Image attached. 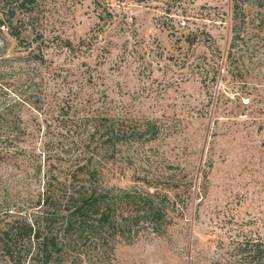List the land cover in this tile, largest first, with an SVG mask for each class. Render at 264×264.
<instances>
[{
    "label": "rangeland",
    "instance_id": "obj_1",
    "mask_svg": "<svg viewBox=\"0 0 264 264\" xmlns=\"http://www.w3.org/2000/svg\"><path fill=\"white\" fill-rule=\"evenodd\" d=\"M37 13L40 38L0 28V108L23 71L46 95L5 115L20 123L0 138V216L29 207L22 191H37L36 163L59 147L55 105L69 101L158 128L124 146L141 160L106 178L167 200L158 231L119 239L109 261L64 264H264V0H39Z\"/></svg>",
    "mask_w": 264,
    "mask_h": 264
},
{
    "label": "trees",
    "instance_id": "obj_2",
    "mask_svg": "<svg viewBox=\"0 0 264 264\" xmlns=\"http://www.w3.org/2000/svg\"><path fill=\"white\" fill-rule=\"evenodd\" d=\"M93 1L96 5L102 2ZM38 7L39 0H0V28H6L19 43L22 29L29 28L40 38L34 25ZM104 13L108 18L114 15L109 8ZM194 34L185 35L188 46L195 43ZM83 43L80 39L77 47ZM65 45L73 50L72 41L65 40ZM39 59L42 62L43 56ZM21 74L17 99L0 108V138L9 124L13 128L20 123L18 115L11 121L5 118L12 105L27 104L39 110L45 101L41 77L26 71ZM34 97L37 101H33ZM72 107L69 101L55 105L57 116H61L59 147L42 163H36L33 180L38 182L34 183L38 189L35 193L29 187L22 191L29 207L0 216V253L7 264H64L68 259L81 261L83 254L89 261H109L119 239L135 235L143 226L152 231L163 226L166 194L149 186L118 188L106 178L116 168L122 170L141 160V154L139 157L138 152H125L124 146L149 134L155 137L158 128L150 130L144 124L141 129L132 121L107 116L98 108L90 111ZM71 109L72 114L67 116ZM241 245L244 247L240 253L262 251L257 245L246 249L247 244L238 243L237 247Z\"/></svg>",
    "mask_w": 264,
    "mask_h": 264
}]
</instances>
